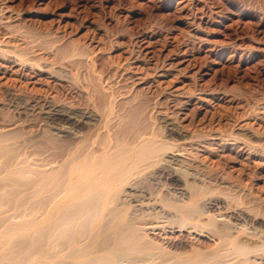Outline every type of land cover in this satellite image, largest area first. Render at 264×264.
Wrapping results in <instances>:
<instances>
[{
	"label": "rangeland",
	"instance_id": "obj_1",
	"mask_svg": "<svg viewBox=\"0 0 264 264\" xmlns=\"http://www.w3.org/2000/svg\"><path fill=\"white\" fill-rule=\"evenodd\" d=\"M0 80L4 105L13 91L91 108L104 120L124 104L129 120L143 118L139 111L140 121L156 117L151 126L160 114L178 116L189 137L209 143L190 153L207 165L200 172L215 192L207 196L223 214L239 213L241 231L257 236L241 232L238 241L264 256V0H0ZM10 112L0 111V131L17 132L13 157L27 158L33 142L43 154L51 142L41 117ZM50 125L97 133L59 117ZM68 139L48 153L80 140Z\"/></svg>",
	"mask_w": 264,
	"mask_h": 264
},
{
	"label": "bare ground",
	"instance_id": "obj_2",
	"mask_svg": "<svg viewBox=\"0 0 264 264\" xmlns=\"http://www.w3.org/2000/svg\"><path fill=\"white\" fill-rule=\"evenodd\" d=\"M12 92L6 105L0 102L1 112L41 117L51 143L80 140L53 155L51 143L38 154L32 140L28 157L18 154L19 160L11 153L17 132L0 131V264H264L260 248L238 241L245 232L239 213L223 214L219 200L208 197L215 192L200 172L207 165L190 153L209 143L189 137L178 116L160 114L158 126H151L156 117L129 120L124 104L104 120L91 108ZM57 117L97 127V133L82 137L51 126ZM174 134L186 140L178 143ZM210 136L215 144L225 141ZM237 141L233 147L243 150ZM214 208L218 213H210Z\"/></svg>",
	"mask_w": 264,
	"mask_h": 264
}]
</instances>
